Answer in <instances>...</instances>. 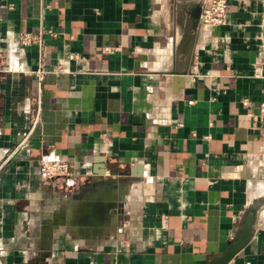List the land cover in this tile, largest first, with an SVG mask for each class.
<instances>
[{
	"label": "crops",
	"instance_id": "obj_1",
	"mask_svg": "<svg viewBox=\"0 0 264 264\" xmlns=\"http://www.w3.org/2000/svg\"><path fill=\"white\" fill-rule=\"evenodd\" d=\"M199 1L0 0L2 264H205L251 204L228 264H264V0L191 29Z\"/></svg>",
	"mask_w": 264,
	"mask_h": 264
},
{
	"label": "built area",
	"instance_id": "obj_2",
	"mask_svg": "<svg viewBox=\"0 0 264 264\" xmlns=\"http://www.w3.org/2000/svg\"><path fill=\"white\" fill-rule=\"evenodd\" d=\"M226 5L227 0H204L203 7L201 10V19L204 25L214 26L221 25L225 22L226 17ZM0 7L12 8L11 3L1 4ZM43 32H19L17 35L18 42L22 45H42ZM109 50V48H107ZM58 70V69H57ZM43 68L35 70L33 73L36 75L38 80H41L43 74ZM56 72H59L56 71ZM243 105L248 104L247 99L242 100ZM31 117L30 123L31 127H34L36 123L40 120V99L39 96L33 97L31 99ZM39 175L42 180L49 182L57 177H68L71 175L70 167L65 159L54 158L45 159L40 157L38 159ZM0 264H2L0 260Z\"/></svg>",
	"mask_w": 264,
	"mask_h": 264
},
{
	"label": "water",
	"instance_id": "obj_3",
	"mask_svg": "<svg viewBox=\"0 0 264 264\" xmlns=\"http://www.w3.org/2000/svg\"><path fill=\"white\" fill-rule=\"evenodd\" d=\"M204 0H200L196 3L192 13H191V29H196L198 25H203L201 19V10L203 7ZM192 59V56L187 58L186 67L180 70H175L172 73L178 75H185L190 73L188 65ZM115 204L112 202L109 205L110 208H114ZM258 204H251L245 211L240 227L233 237L232 241L223 249L218 255L214 256L210 261L205 264H228L237 254L241 251L244 246L249 242L253 234V225L256 221V217L259 211ZM115 212V210H113Z\"/></svg>",
	"mask_w": 264,
	"mask_h": 264
},
{
	"label": "bare ground",
	"instance_id": "obj_4",
	"mask_svg": "<svg viewBox=\"0 0 264 264\" xmlns=\"http://www.w3.org/2000/svg\"><path fill=\"white\" fill-rule=\"evenodd\" d=\"M264 216V215H263Z\"/></svg>",
	"mask_w": 264,
	"mask_h": 264
}]
</instances>
